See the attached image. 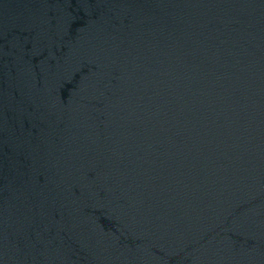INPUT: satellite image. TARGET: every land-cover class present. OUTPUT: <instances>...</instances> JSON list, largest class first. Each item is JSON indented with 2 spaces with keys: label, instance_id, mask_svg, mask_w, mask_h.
I'll return each mask as SVG.
<instances>
[{
  "label": "water",
  "instance_id": "95a60500",
  "mask_svg": "<svg viewBox=\"0 0 264 264\" xmlns=\"http://www.w3.org/2000/svg\"><path fill=\"white\" fill-rule=\"evenodd\" d=\"M0 264H264V0H0Z\"/></svg>",
  "mask_w": 264,
  "mask_h": 264
}]
</instances>
